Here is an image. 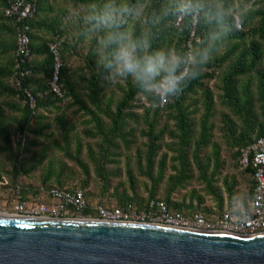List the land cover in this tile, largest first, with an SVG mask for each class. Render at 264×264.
<instances>
[{
    "label": "trees",
    "instance_id": "trees-1",
    "mask_svg": "<svg viewBox=\"0 0 264 264\" xmlns=\"http://www.w3.org/2000/svg\"><path fill=\"white\" fill-rule=\"evenodd\" d=\"M13 1L0 0V193L16 189L21 195L16 203L31 195H44L43 202H48L53 188H81L91 203L94 192L87 188L98 182L100 197L116 198L115 206L100 202L109 208L127 203L146 208L163 200L174 213L203 212L208 217L215 211L250 210L256 179L251 167H241L240 158L264 136V0H249L253 11L243 30L232 32L202 74L163 107L141 94L130 79L118 84L119 97L109 93L90 43L82 55L88 73L80 77L84 85L74 79L68 65L81 40L77 21L69 20L68 26L67 9L55 5L69 2L80 12L93 0H38L35 15L25 21L6 14ZM240 2L234 0L233 7ZM166 3L142 0L133 27L151 36L153 46L180 50L202 44L206 30L189 29L182 16L165 17L156 25L149 22ZM22 22L30 25L31 37V53L23 59L17 55ZM51 43L59 44L63 62L61 96L51 90ZM73 108L81 114L79 122L69 115ZM209 146L212 152L205 153ZM226 147L246 177L243 208H232L239 180L222 176ZM77 169L84 174L80 186L72 184ZM195 178L205 193L193 187L184 194ZM34 179L39 183L33 184ZM142 185L145 197L139 191ZM207 194L217 210L205 204ZM226 203L230 209H224ZM78 214L98 216L92 208Z\"/></svg>",
    "mask_w": 264,
    "mask_h": 264
},
{
    "label": "water",
    "instance_id": "water-1",
    "mask_svg": "<svg viewBox=\"0 0 264 264\" xmlns=\"http://www.w3.org/2000/svg\"><path fill=\"white\" fill-rule=\"evenodd\" d=\"M0 264H264V232L0 211Z\"/></svg>",
    "mask_w": 264,
    "mask_h": 264
},
{
    "label": "clouds",
    "instance_id": "clouds-1",
    "mask_svg": "<svg viewBox=\"0 0 264 264\" xmlns=\"http://www.w3.org/2000/svg\"><path fill=\"white\" fill-rule=\"evenodd\" d=\"M142 0H93L75 13L79 38L90 43L103 78L111 85L131 80L143 95L163 107L179 97L203 72L227 37L243 30L250 13L249 0H167L150 18L156 25L165 17L182 16L189 29L204 28V42L175 50L153 46L151 36L133 27L142 12Z\"/></svg>",
    "mask_w": 264,
    "mask_h": 264
},
{
    "label": "built area",
    "instance_id": "built-area-1",
    "mask_svg": "<svg viewBox=\"0 0 264 264\" xmlns=\"http://www.w3.org/2000/svg\"><path fill=\"white\" fill-rule=\"evenodd\" d=\"M38 0H14L6 9V14L16 16L19 21L32 18L37 11ZM23 23V22H22ZM30 25L23 23L17 30V55L26 58L31 53ZM50 49L54 55V70L51 81V90L57 95H62L59 85L60 71L63 65L59 44L51 43ZM32 106H35L34 97L28 93ZM165 104V103H164ZM240 165L242 168L251 167L254 170L256 187L250 202V210L235 212L225 210L223 213L208 217L203 212L189 214L172 212L165 201H152L146 208H137L132 203L124 206L109 208L101 203L91 204L85 196V190L76 188L74 190H61L53 188L49 195L51 200L30 204L28 201H19L15 206V213L70 217V209L82 212L92 208L99 217L109 220H135L160 222L182 227H193L205 230L231 231L243 234H255L264 232V136L243 150ZM87 217V216H85Z\"/></svg>",
    "mask_w": 264,
    "mask_h": 264
},
{
    "label": "rangeland",
    "instance_id": "rangeland-1",
    "mask_svg": "<svg viewBox=\"0 0 264 264\" xmlns=\"http://www.w3.org/2000/svg\"><path fill=\"white\" fill-rule=\"evenodd\" d=\"M55 6L57 8L63 7L65 9H67V16L68 17L66 18V21H67V25L70 26L69 20H73L75 18L74 14L79 12V10H78L79 8H75L71 3L64 2V1H60L59 4H56ZM250 6H252V5L250 4L249 7ZM72 23L74 24V20H73ZM71 28H73V27L71 26ZM74 34L77 35V33H74ZM88 50H89V43L85 42L83 40H80V43H79V46H78V49H77V53L74 54V56L72 57V59L70 60L69 65H68L69 69L72 71L74 79H76L78 84H81V86H83L84 83L81 82L80 77L84 76L85 74H88L87 70L84 68V61H83L82 55L85 56L87 54ZM122 83H123V80H120V81H118L115 84H111L108 87L109 93L115 92V94L119 97L120 96V90L118 88V84H122ZM75 110H76V108L70 109L69 115L73 119H75V120H77L79 122L81 114L76 113ZM200 116H201V112L198 113V117H200ZM215 140H218L217 136L215 137ZM204 152L205 153H211L212 152V147L209 146L208 148H206L204 150ZM231 152L228 150V148L222 152V155H221L222 158L221 159L224 162V169H223L222 176L223 177L229 176L230 179H233V180L238 179L239 180V184L237 186L238 199H237L236 203L232 206V208H234V209L235 208H243L245 206L244 203L242 202V198L244 197L243 196V192L247 189L246 182H245L246 177L242 173V170H241L240 166L239 165L237 166L234 163L233 158L231 157ZM133 154L134 153H132V156L134 157ZM0 159L3 160V157H0ZM4 163H6V161H4ZM73 178L74 179L72 180V184L80 186L81 185V181L84 178V174L82 173V170L81 169H77L75 171V173H74V177ZM123 178L125 179V181L127 183V177L123 176ZM24 180H25V182L29 181L26 178ZM32 182H33V184H38L39 180L38 179H34V180H32ZM126 186H128V183L126 184ZM202 186L203 185H201L198 182L197 178H195L192 181L191 186H189V188L184 190L183 193L185 194V193L189 192L190 189L193 188V187H198V189L204 194L205 192L202 190L203 189ZM87 190L89 192H94V195H90V199H91L90 202L92 204H97V203L101 202V203H103L105 205H109V206L117 205L116 198L113 197V196H110L109 194L106 195L105 197H100V194H99L100 185H99L98 182H93L91 184V186L89 188H87ZM139 191H140V194L142 196H144V197L148 195V192H147V190H146L144 185L141 186V189ZM20 196L21 195L18 194L16 189L7 190V191H4V192L0 193V211L15 213V211H16L15 210V206L17 204L16 202L18 201L17 198L19 199ZM162 196H163V188L160 190V193H159V197H162ZM44 198H45L44 195H39L38 197H34V195H31L30 199L26 200V201H28L30 204H34V203L43 202ZM175 198L180 199L181 195L177 194L175 196ZM205 204L207 206L214 207L217 210L215 200L213 199V197H211L208 194L206 195ZM224 209H230V206H229L228 203H226ZM218 214L219 213L217 211H215L214 213H212V216H210V217L214 218V215H218ZM73 216L74 217H85V216L79 215L78 213H77V215H73V214L70 215V217H73Z\"/></svg>",
    "mask_w": 264,
    "mask_h": 264
},
{
    "label": "crops",
    "instance_id": "crops-1",
    "mask_svg": "<svg viewBox=\"0 0 264 264\" xmlns=\"http://www.w3.org/2000/svg\"><path fill=\"white\" fill-rule=\"evenodd\" d=\"M251 201H249V203H250Z\"/></svg>",
    "mask_w": 264,
    "mask_h": 264
}]
</instances>
